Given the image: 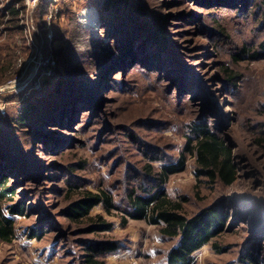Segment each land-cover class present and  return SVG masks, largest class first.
<instances>
[{"label":"rangeland","instance_id":"1","mask_svg":"<svg viewBox=\"0 0 264 264\" xmlns=\"http://www.w3.org/2000/svg\"><path fill=\"white\" fill-rule=\"evenodd\" d=\"M255 2L126 0L105 12L98 0H0V175L11 203L25 206L12 242L0 241V264H88L89 254L166 264L176 241L144 220L123 227L121 216L129 189L149 181V156L160 158L155 167L174 162L191 122L225 137L237 169L229 186L196 179L190 157L165 183L186 198L188 215L210 205L226 213L192 264H264V52L255 54L264 23ZM98 188L120 210L97 205L81 223L65 216L78 191ZM97 214L111 230L91 226Z\"/></svg>","mask_w":264,"mask_h":264},{"label":"trees","instance_id":"2","mask_svg":"<svg viewBox=\"0 0 264 264\" xmlns=\"http://www.w3.org/2000/svg\"><path fill=\"white\" fill-rule=\"evenodd\" d=\"M98 1L105 12L112 10L120 12L126 0ZM254 6H256V11H253V14L257 13L256 21L264 23V0H256ZM261 46L263 51L255 54L261 55L264 52V43ZM25 109L18 116L21 124L27 116ZM188 127L184 145L174 162L162 163L155 167L150 162L160 161V158L154 155L149 156V161L144 165V175L149 181L129 189L126 196L127 208L123 210L121 216L123 227L127 225L129 219L144 220L148 224L157 226L161 235L176 241L166 254V264H192L193 253L209 244L221 233L227 221L226 213L212 205L192 215L186 214L184 210L186 198L184 196L171 197L165 189V183L169 177L182 172L188 158L193 157L195 160L193 172L196 179L204 177L212 183L219 182L229 186L237 178L234 156L225 137L206 123L191 122ZM12 190L13 188L8 184L7 175H0V241L5 243H10L14 239L15 216L24 214L25 208L20 202L11 203ZM97 205H101L109 215H112L113 211L120 210L109 190L105 188H98L95 191L83 189L77 192L65 216L74 222L81 223L85 219H90V211ZM101 217L99 214L95 215L94 225L91 226L95 230H111L113 223L104 222ZM27 236L37 238L39 232H29ZM117 246V243L112 242L106 248L113 251ZM87 256L88 264H105L93 258L95 254ZM251 259L254 261L252 257Z\"/></svg>","mask_w":264,"mask_h":264},{"label":"built area","instance_id":"3","mask_svg":"<svg viewBox=\"0 0 264 264\" xmlns=\"http://www.w3.org/2000/svg\"><path fill=\"white\" fill-rule=\"evenodd\" d=\"M39 1H40V0H23L24 5H25V7H27V8H34V7L38 4ZM31 42H32V44L34 45V41H33L32 38H31ZM28 62H29V61H28ZM20 85H21V83H18L17 86H20Z\"/></svg>","mask_w":264,"mask_h":264}]
</instances>
